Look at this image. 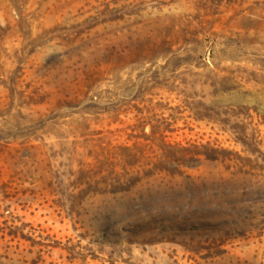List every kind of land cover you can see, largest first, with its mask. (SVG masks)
I'll return each mask as SVG.
<instances>
[{
  "label": "rangeland",
  "instance_id": "1",
  "mask_svg": "<svg viewBox=\"0 0 264 264\" xmlns=\"http://www.w3.org/2000/svg\"><path fill=\"white\" fill-rule=\"evenodd\" d=\"M0 264H264V0H0Z\"/></svg>",
  "mask_w": 264,
  "mask_h": 264
}]
</instances>
